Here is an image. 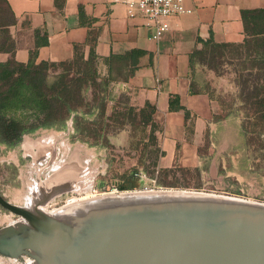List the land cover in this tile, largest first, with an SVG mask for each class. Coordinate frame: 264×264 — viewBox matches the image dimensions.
I'll return each mask as SVG.
<instances>
[{"label": "crops", "instance_id": "crops-1", "mask_svg": "<svg viewBox=\"0 0 264 264\" xmlns=\"http://www.w3.org/2000/svg\"><path fill=\"white\" fill-rule=\"evenodd\" d=\"M7 1L15 18L9 33L20 63H27L32 53L37 63L71 60L76 45L82 46L87 57L90 39L100 59L132 49L146 52L134 75L114 85L112 96L114 102L121 96L137 109L146 103L155 105L158 169H197L206 184L212 178L220 185L232 175L248 184L260 175L243 165L242 153L249 143L242 116L222 114L218 100V86L227 83L233 96L238 86L200 64L194 52L203 47L201 40L211 37L219 43L241 42L242 9L264 8V0H184L190 11L169 17V29L159 40L143 15L128 16L125 0ZM11 56L0 51V63ZM172 97H179L182 109L170 108ZM109 139L112 144L119 140L118 136ZM43 148V153L52 150Z\"/></svg>", "mask_w": 264, "mask_h": 264}, {"label": "water", "instance_id": "water-1", "mask_svg": "<svg viewBox=\"0 0 264 264\" xmlns=\"http://www.w3.org/2000/svg\"><path fill=\"white\" fill-rule=\"evenodd\" d=\"M77 168L41 180L30 205L0 193V206L18 216L0 228V256L28 255L31 264H264V202L126 190L71 205L65 217L45 211L53 197L76 188Z\"/></svg>", "mask_w": 264, "mask_h": 264}, {"label": "rangeland", "instance_id": "rangeland-1", "mask_svg": "<svg viewBox=\"0 0 264 264\" xmlns=\"http://www.w3.org/2000/svg\"><path fill=\"white\" fill-rule=\"evenodd\" d=\"M227 53L230 55L233 51L227 50ZM196 57L200 64L214 70L217 76L227 77L238 86L236 96L230 94L231 88L226 82L218 86L220 88L218 100L224 109L222 114L242 116L249 143V149L242 153L245 155L243 165L249 172L260 173L256 180L248 184L246 180L233 179L232 175L224 185H220L212 178L207 179L209 182L206 184L199 170L180 166H175L167 177L163 172L157 173L156 161L159 158V151L157 152L156 146L148 138L150 132L143 131L139 123H127L126 117L112 123L107 118L103 121L102 118H98L99 106L102 103L100 97L104 93L97 83L85 91V104L79 108L78 114L83 115L86 121L99 119L100 123H75L73 117H70L62 126L42 127L26 134L15 147L0 143V193L11 202L26 205L27 201L39 192L41 180L46 182L64 166L74 165L78 167L80 173L76 188L55 196L46 208L55 209L68 205L66 199L72 193V196L79 198L91 193L100 195L104 192H117L116 190L121 192L151 189L198 190L264 202V125L259 114L253 113V106L245 100L246 91H243L242 85V79L245 77L252 79L256 70H253L251 76L252 72L244 69V65H248L245 56L240 58L233 55L230 58L225 57L224 60L219 56L213 59L209 54ZM210 63L215 66L211 67ZM253 83L250 82L252 85ZM106 97L108 98V94ZM107 98L103 102L107 106L106 111L110 112L109 107L114 103L107 101ZM117 104L119 111H127L130 107L128 101L121 96L117 99L115 105ZM94 128L102 135L96 137ZM128 135L129 140L126 142ZM117 136L119 140L115 139ZM109 137L115 139L116 144L111 142L110 145L103 144L106 138L110 141ZM28 144L31 147H28ZM43 147L52 150L43 153ZM138 170L144 171L145 178L135 175L127 189L121 190L118 183L123 181L125 176L130 177ZM164 178L175 186L163 185ZM16 219L18 216L0 206V228ZM27 256L16 259L0 256V264L26 263Z\"/></svg>", "mask_w": 264, "mask_h": 264}, {"label": "trees", "instance_id": "trees-1", "mask_svg": "<svg viewBox=\"0 0 264 264\" xmlns=\"http://www.w3.org/2000/svg\"><path fill=\"white\" fill-rule=\"evenodd\" d=\"M241 15L244 24V38L241 42L219 43L211 37L206 41L201 40L203 47L196 50L194 56L209 54L213 59L219 56L221 60L233 55L240 58L245 56L248 65H244V69H249L251 76L253 70H256L252 79H242L243 91H246L245 100L253 106V113L259 114L264 125V8L242 9ZM14 19L8 1L0 0V51L12 54L8 61L0 63V143L15 147L26 134L42 127L62 126L70 117H73L75 123H100L99 119L86 121L83 115L78 114L79 108L85 104V91L98 83L104 93L100 97L102 103L98 118H102L101 121L107 118L112 123L126 117L127 123H139L143 131L150 125L148 138L156 146L157 152H160L155 134L158 128L154 121L155 105L146 103L139 109L129 105L127 111H119V105L114 102L116 97L112 96V88L116 83L128 81L134 75L145 51L132 49L124 54L100 59L95 51V41L90 39L91 48L87 57L82 46L76 45L71 60L37 63L32 53L27 63H20L15 59L16 46L9 33V26ZM227 50L233 51L231 56ZM210 66L215 65L210 63ZM106 98L115 105L110 106V112L106 111L107 106L103 102ZM170 108H183L179 97L171 98ZM93 131L97 133L96 137L102 135L97 128ZM103 144L110 145L108 138ZM173 168H159L157 173L163 172L167 177ZM135 173L130 177L125 176L118 187L121 190L127 189ZM163 185L175 186L167 182L166 178Z\"/></svg>", "mask_w": 264, "mask_h": 264}, {"label": "built area", "instance_id": "built-area-1", "mask_svg": "<svg viewBox=\"0 0 264 264\" xmlns=\"http://www.w3.org/2000/svg\"><path fill=\"white\" fill-rule=\"evenodd\" d=\"M125 4L128 16L135 17L139 14L143 15L147 25L154 28L153 37L158 40L161 39L164 33L169 29V24L167 22L169 17L190 11V9L185 6L184 0H125ZM135 175L145 178L143 170H138ZM153 181H156V179H153ZM93 190L96 191L95 188H93ZM116 191L119 192L118 190ZM72 195L73 193L66 199L68 203L71 197H73ZM74 197L77 198L76 196ZM29 260H31V258L27 256L26 262Z\"/></svg>", "mask_w": 264, "mask_h": 264}, {"label": "bare ground", "instance_id": "bare-ground-1", "mask_svg": "<svg viewBox=\"0 0 264 264\" xmlns=\"http://www.w3.org/2000/svg\"><path fill=\"white\" fill-rule=\"evenodd\" d=\"M89 153V152H88ZM90 156V155H89ZM173 190H175V189H173ZM26 191V190H25ZM126 193V192H125ZM104 193H102V194H93V193H91V194H87V196H84V197H79V198H75L74 196L73 197H71V200L69 201V203H68V205H66V206H63V207H60V208H55V209H48V208H46L47 206V204L54 198H52L48 203H46V204H44L42 207H43V209L45 210V211H47L48 213H52V214H54V215H56V216H59V217H65L66 216V213L67 212H69L70 211V206L71 205H75V204H80V203H82V202H84V201H90V200H92V199H96V198H98V197H100L101 195H103ZM225 195V194H224ZM56 196H58V195H56ZM230 196H234V195H230ZM234 197H238V198H242V199H247V198H244V197H241V196H234ZM27 205H30L31 204V202H27L26 203ZM30 261L31 260H29L28 262H26V263H22V264H31L30 263Z\"/></svg>", "mask_w": 264, "mask_h": 264}, {"label": "flooded vegetation", "instance_id": "flooded-vegetation-1", "mask_svg": "<svg viewBox=\"0 0 264 264\" xmlns=\"http://www.w3.org/2000/svg\"><path fill=\"white\" fill-rule=\"evenodd\" d=\"M31 146L30 144H28V147ZM5 261V260H4Z\"/></svg>", "mask_w": 264, "mask_h": 264}]
</instances>
